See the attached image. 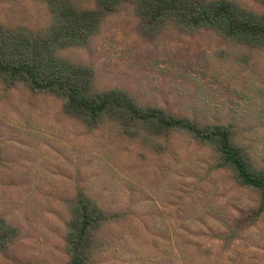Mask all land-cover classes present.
<instances>
[{"label":"rangeland","instance_id":"obj_1","mask_svg":"<svg viewBox=\"0 0 264 264\" xmlns=\"http://www.w3.org/2000/svg\"><path fill=\"white\" fill-rule=\"evenodd\" d=\"M10 7L12 0H0V11ZM20 11L37 23V11ZM137 24L128 14L112 18L89 50L69 56L95 70L101 90L235 124L264 157V52L231 47L206 32L148 37ZM3 141L0 216L21 231L11 254L22 264L64 263L65 201L78 186L109 210L134 214L106 232L96 264H264V218L231 243L220 237L241 211L257 206L258 195L229 173L209 171V150L182 136L160 155L108 129L86 131L51 97L0 85Z\"/></svg>","mask_w":264,"mask_h":264},{"label":"trees","instance_id":"obj_2","mask_svg":"<svg viewBox=\"0 0 264 264\" xmlns=\"http://www.w3.org/2000/svg\"><path fill=\"white\" fill-rule=\"evenodd\" d=\"M12 1L16 7L0 11V85L5 91L24 89L51 97L70 121L86 131L108 129L160 155L172 152V141L178 136L209 150L213 157L209 171L229 173L239 188L258 195L257 206L241 211L229 230L220 234L226 243L239 239L264 218V157L257 158L242 140L240 128L143 105L124 90H101L95 70L69 56L75 50H89L110 19L121 14L132 15L139 31L148 37L206 32L231 47L264 52V0H253L255 6L239 0ZM23 7L37 11L36 24L21 16ZM5 142H0V167L5 160ZM65 206L68 218L63 264H96L106 251L108 239L104 235L112 225L134 220V214L109 210L80 186L66 199ZM20 236L19 227L1 215L0 255L4 260L0 259V264H22L11 254Z\"/></svg>","mask_w":264,"mask_h":264}]
</instances>
